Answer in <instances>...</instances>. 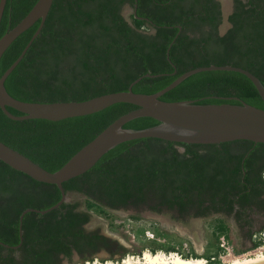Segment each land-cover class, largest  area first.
I'll list each match as a JSON object with an SVG mask.
<instances>
[{
  "label": "trees",
  "instance_id": "1",
  "mask_svg": "<svg viewBox=\"0 0 264 264\" xmlns=\"http://www.w3.org/2000/svg\"><path fill=\"white\" fill-rule=\"evenodd\" d=\"M33 2L5 0L0 34ZM126 5L127 15L122 11ZM226 22L220 32L219 0H52L39 31L3 85L10 95L23 100H78L125 89L144 72L157 73L142 75L131 85L133 91L151 93L187 68L215 63L244 67L264 86V0H231ZM37 23L20 31L4 48L0 73ZM159 98L199 103L242 100L264 108L250 79L231 69L192 72ZM133 107L127 101H115L58 119H13L0 108V140L54 170L110 120ZM158 122L150 115H137L122 126L139 129ZM263 168L261 141L236 138L198 143L143 136L115 143L61 185L65 192H78L112 209L145 208L167 212L180 221L212 211L241 218L247 208H264ZM59 196L54 183L36 180L0 159V240L19 242L15 248L0 244V264H62L63 258L71 261L73 254L83 262L100 250L108 258L123 257L128 249L115 237L97 227H85L90 213L75 199L44 212L25 211L19 239V212L27 206L47 207ZM228 229L220 218L212 225L216 236L227 237ZM246 230L250 237L256 229ZM257 243L253 239L249 247Z\"/></svg>",
  "mask_w": 264,
  "mask_h": 264
},
{
  "label": "water",
  "instance_id": "2",
  "mask_svg": "<svg viewBox=\"0 0 264 264\" xmlns=\"http://www.w3.org/2000/svg\"><path fill=\"white\" fill-rule=\"evenodd\" d=\"M51 1L34 0L26 12L12 26L0 34L1 54L4 48L20 31L38 20L36 27L18 54L0 73V108L3 113L13 119L26 117L58 119L66 116L89 113L115 101H127L135 104V107L120 113L110 120L54 170H48L42 167L22 152L0 140V159L3 162L36 180L54 183L60 192L59 198L47 207L36 208L27 206L19 212V239H21V216L25 211L33 210L44 212L57 206L61 201L66 200L67 192L63 190L61 182L87 169L105 150L119 141L135 137L154 136L174 141L198 143L219 142L236 138L264 142V108L253 106L242 100L239 103H199L193 101V99L167 101L159 98L161 93L192 72L206 69H231L246 75L264 102V86L258 77L248 69L234 64L209 63L187 68L175 75L167 84L151 93L138 92L131 89L132 83L140 76L157 74L144 72L133 78L125 89L103 92L78 100H23L10 95L5 90L3 80L20 59L32 38L39 31ZM4 2L5 0H0V16ZM125 8H128V6L126 5L122 9L123 13ZM134 8L135 3L132 8L133 12ZM227 12L228 9H222V23L226 25ZM223 29L224 27L221 28L219 26L220 32ZM6 106H10L20 111V113H12ZM137 115H150L158 119L159 122L139 129H130L122 126V123L127 119ZM0 244L15 248L19 242L7 244L0 240ZM244 264H264V258Z\"/></svg>",
  "mask_w": 264,
  "mask_h": 264
},
{
  "label": "rangeland",
  "instance_id": "3",
  "mask_svg": "<svg viewBox=\"0 0 264 264\" xmlns=\"http://www.w3.org/2000/svg\"><path fill=\"white\" fill-rule=\"evenodd\" d=\"M221 2L223 10H227L229 0H221ZM128 13L129 9L125 8L124 14ZM225 26V23L220 24L221 28ZM66 199L78 200L79 206L89 211L90 218L85 223L86 228H99L103 233L115 237L127 247L128 251L123 255L124 258L117 260L108 258L106 252L101 250L95 253L90 261L83 262L74 254L71 261L65 259L62 260V264H124L126 258H130L132 264H148L141 258L144 252L151 253L150 249H154L155 253L165 254L174 251L185 258H200L219 253L223 260H226L232 255H239L232 249L235 229L230 227L228 229V236L225 240L231 250L225 253L218 244V237L212 232L213 220L210 218L189 217L180 221L171 218L167 212H154L145 208L112 209L101 206L78 192H67ZM191 253H195L196 256L190 255ZM261 253H264V250L247 249L244 253L247 255L231 258L223 264L237 259L251 258Z\"/></svg>",
  "mask_w": 264,
  "mask_h": 264
},
{
  "label": "flooded vegetation",
  "instance_id": "4",
  "mask_svg": "<svg viewBox=\"0 0 264 264\" xmlns=\"http://www.w3.org/2000/svg\"><path fill=\"white\" fill-rule=\"evenodd\" d=\"M220 1L221 5V13H222V2ZM231 7V0H229V8L228 12ZM227 12V13H228ZM264 175V174H262ZM260 197H264V192L260 194ZM235 205V204H234ZM189 217H206L212 219V223L216 222L218 218L222 219L223 223L230 228H234V234H233V241H232V249L239 253V255H232L225 261L237 257V256H243L247 255L246 253L247 249H251L252 247H249L251 242L253 241L252 232L251 236H247V228L250 229H257L264 226V208L257 209L252 206V209L246 211V214L242 216L241 218H235L233 214H225L219 211H212L209 212L206 216H189ZM186 217V218H189ZM241 254V255H240ZM64 259V258H63ZM215 258L208 259L204 264H208L209 262L215 261Z\"/></svg>",
  "mask_w": 264,
  "mask_h": 264
},
{
  "label": "bare ground",
  "instance_id": "5",
  "mask_svg": "<svg viewBox=\"0 0 264 264\" xmlns=\"http://www.w3.org/2000/svg\"><path fill=\"white\" fill-rule=\"evenodd\" d=\"M264 258V253L255 255L251 258H246V259H237L236 261L229 262L227 264H244L247 262H251L254 260H258ZM145 260L146 263L148 264H203V258H184L181 255H179L176 252H170L169 254H165L163 252H156V253H149V252H144L142 258ZM225 260L221 263L223 264ZM124 264H132V261L130 258L124 259Z\"/></svg>",
  "mask_w": 264,
  "mask_h": 264
},
{
  "label": "built area",
  "instance_id": "6",
  "mask_svg": "<svg viewBox=\"0 0 264 264\" xmlns=\"http://www.w3.org/2000/svg\"><path fill=\"white\" fill-rule=\"evenodd\" d=\"M261 173L264 174V168L262 169ZM217 237L219 240V242H218L219 246L222 247V250L225 253H229L231 250V247L227 245V242H226L227 240H225L226 237L224 236V234L219 233L217 235ZM252 237H253V239L258 240V243L252 248H256L257 251H262L263 250V239H264V226L259 228V229L254 230V232L252 233ZM172 252H174V251H172ZM202 258H203V264L208 259H212V258H215L220 263L224 261L221 254H219V253L217 255H213V254L212 255H206L205 257H202Z\"/></svg>",
  "mask_w": 264,
  "mask_h": 264
}]
</instances>
